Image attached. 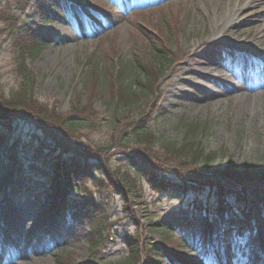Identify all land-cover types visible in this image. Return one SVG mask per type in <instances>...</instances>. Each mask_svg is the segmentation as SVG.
<instances>
[{
  "label": "rangeland",
  "instance_id": "obj_1",
  "mask_svg": "<svg viewBox=\"0 0 264 264\" xmlns=\"http://www.w3.org/2000/svg\"><path fill=\"white\" fill-rule=\"evenodd\" d=\"M255 3L0 0V88L11 97L22 82L13 42L17 25H22L43 43L25 65L34 75V100L43 106L36 108L38 114L49 116L41 119L35 113L16 119V131L7 132L8 141L0 148V264H120L129 254L127 236L137 238L138 264H147L148 250L154 246L175 262L180 258L188 264H264V201L254 187L244 190L228 184L221 193L217 184L185 178L200 188L162 189L157 186L161 181L186 182L178 166L156 159L157 180L152 181L144 172L133 173L127 164L128 152L141 148L127 137H134L141 124L168 141H182L197 125L206 149L218 152L217 167L227 159L239 169L264 163V83L258 88L247 85L226 66L264 68V1ZM222 21L224 29L219 30ZM245 39L257 46L242 49L253 52V60L240 50L227 49L240 47ZM155 46L171 58L160 74L153 58ZM197 58L207 62L193 69L191 60ZM129 59L155 70L157 80L153 93L133 107L120 108L111 72L118 60L128 70ZM259 75L254 79L264 76ZM73 114L83 125L72 135L51 123ZM42 129L87 148L90 161L98 159L118 172L116 182L123 188L122 180L134 179L132 192L101 189L84 178L81 190L68 195L76 213H66L61 206L49 210L44 198L36 195L42 197L48 188L50 179L44 173L54 162L47 152L34 149L40 143L34 133L43 136ZM155 144L160 151L159 141ZM18 168L24 169L19 176L23 186L14 183L13 188L10 183ZM243 192L248 195L240 199ZM100 220H105L104 242L93 250L88 239L96 236L95 223ZM226 226L232 233L224 239Z\"/></svg>",
  "mask_w": 264,
  "mask_h": 264
},
{
  "label": "trees",
  "instance_id": "obj_2",
  "mask_svg": "<svg viewBox=\"0 0 264 264\" xmlns=\"http://www.w3.org/2000/svg\"><path fill=\"white\" fill-rule=\"evenodd\" d=\"M13 42L15 45V52L18 54L17 62L21 67L22 82L19 88L13 91L11 97H8L0 88V124L2 125L0 128V148L7 143L8 133L16 131L18 127L16 119L25 117L29 114L35 116V113H39L36 108L43 107L34 100V75L29 71L27 65H25L26 60L29 58L28 56H32L39 51L43 43L37 33L35 34L32 31L29 32V30L22 25H17ZM159 49L160 48L155 46L153 58L159 64L157 66L160 74L161 71L163 72L165 70V66L171 61V58L168 56L167 52ZM134 60L135 59H129V63L127 64L129 67L128 70L125 69V64L118 60L116 62L117 66H115L111 72L116 80L114 98L116 99V105L120 108L133 107L150 93H153L152 85L154 82L156 83L155 80H157V75L152 73L155 70L152 71L140 61L134 62ZM129 74L138 78L137 82L129 80L131 79ZM34 109H36L35 112ZM38 116L41 119H47L49 117H42L41 114H38ZM136 118L138 117L133 119ZM54 122H56V119H54ZM54 122L51 121L52 124L64 130V133L68 136L70 134L72 135V132L76 130H81V126L83 125L82 118L74 114L69 115L65 120L59 119V122ZM199 129L200 127L193 125L189 128V131L187 129L189 134H187L182 141H168L163 138L161 139L155 132L141 124L138 126L134 137H127L131 144L134 141L137 144L139 143L141 147L132 149L131 152L134 153L128 152L127 164L136 175L144 172V175L150 177L152 181H155L157 178L154 176V172L156 168H159L156 164L157 159V161L160 160L163 163L173 164L176 167L178 166L181 170L179 173H182V177H184L185 181L195 178L193 181L201 183L202 185L217 184L221 193L225 192L224 187L228 184H235L238 187H243L244 190H249V188L254 187L259 198L264 201V186H262V183L264 184V163L247 164L245 168L239 169L236 164L230 159H227L224 165L217 167L216 159L218 152L208 151L206 149L199 138L201 135ZM42 131L45 133L43 136L34 133V136L40 139L39 145L34 149L38 153L47 152L48 155L53 157L54 162L53 166L46 168L44 173L45 176L50 179L47 181L48 188L41 193L42 197H40V193L36 195L38 199L44 198L48 205L46 207L49 208V210L55 206H61L60 210H62L63 207L67 213L68 210H75L74 205L69 203L67 196L71 193V190H81L80 180L84 178L93 179L96 186L101 189L112 187L120 192H128V194L132 192L133 186L137 184L134 182V179L126 177V180H122L124 184L123 188L116 182L115 176L118 175V172L108 169L105 165L101 164L98 159L90 161L87 158L90 155L87 148L81 146L76 141L69 142L70 140H67L65 137L61 139L56 133L48 131L47 129H42ZM122 138L124 139L125 137ZM156 141H159V146L161 147L160 151L154 149ZM7 148L11 151L10 146H7ZM8 154H10L8 158L13 160L12 154ZM8 154H6V156ZM23 172L24 169L18 168V173L16 174L14 182L10 183L13 188L15 184L16 187L23 186V183H21L23 180L19 178V176L22 177L21 173ZM102 174L104 176H102ZM171 185L172 189L174 188L180 191L200 188L197 187V185H189L187 181L173 184L161 181L157 184V186H160L162 189H166ZM16 187L15 190L17 191ZM31 190L32 188L29 189V191ZM247 195L248 193L243 192V195L239 197L240 199H245ZM126 200H128V197L125 196V203ZM125 203V209L128 210V206ZM81 209L83 210V208ZM74 212L76 213V210ZM42 213L44 219L46 212L42 211ZM88 216L89 215H87V217ZM95 224L96 228H98L96 231L97 234L95 237H92L91 234V238L88 239L90 248H94L93 250L100 248L104 242L105 236L103 232L105 229V220H100V222ZM210 228L211 226L207 229V243L211 240ZM231 231L232 229L230 226L224 227L222 230V237L225 238ZM125 238L129 245V254L125 261L120 264H138L141 251L137 245V238L130 236ZM148 252V258L145 259L147 260V264H170V261L173 262V264L186 263L185 260L180 258H177V262L179 263H176L172 257H169L167 253L162 251V248L157 246L150 248Z\"/></svg>",
  "mask_w": 264,
  "mask_h": 264
},
{
  "label": "bare ground",
  "instance_id": "obj_3",
  "mask_svg": "<svg viewBox=\"0 0 264 264\" xmlns=\"http://www.w3.org/2000/svg\"><path fill=\"white\" fill-rule=\"evenodd\" d=\"M261 1H264V0H255V2H256L255 4L259 6V4L261 3ZM221 23H222V25L219 26V30H223V29H224L223 21H222ZM224 44H225V43H224ZM246 47H247V49H248V47H249L251 50L257 48V46L254 44V42H249V41H247L246 39L242 41V44H241L240 47H235L234 45H229V46L227 45V49L231 48V49L236 50V51H239V50H240V51L243 52V53H245V51H243V50H244V48H246ZM242 49H243V50H242ZM245 54H246V56H247L248 58H251L252 60L255 59L254 57H256V56L254 55L253 52L250 53L248 50H246V53H245ZM206 62H207V60H204V59H202V58H197V59H192V60H191V63H192V65H193V69H198V68L200 67V65H202V64H204V63H206ZM226 66H227V67H231V70H232L235 74L240 75L243 79H249V78L253 77V75H254L255 73H259V72H260L259 70H255V69H252L251 71L243 72V71L237 69V68H236L235 66H233V65L226 64ZM245 82H246V81H245ZM263 83H264V77H263L260 81H257V83L255 84V85H256L255 88H258V87H260V86H263ZM251 86H253V85H251ZM255 88H254V89H255ZM19 253H20V251H16L15 255H16V254H19Z\"/></svg>",
  "mask_w": 264,
  "mask_h": 264
}]
</instances>
